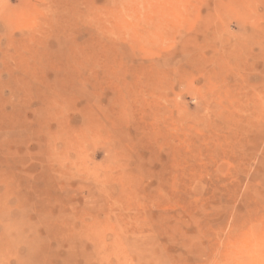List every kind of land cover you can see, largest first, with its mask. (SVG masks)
Segmentation results:
<instances>
[{
	"label": "rangeland",
	"instance_id": "1",
	"mask_svg": "<svg viewBox=\"0 0 264 264\" xmlns=\"http://www.w3.org/2000/svg\"><path fill=\"white\" fill-rule=\"evenodd\" d=\"M0 264H264V0H0Z\"/></svg>",
	"mask_w": 264,
	"mask_h": 264
}]
</instances>
